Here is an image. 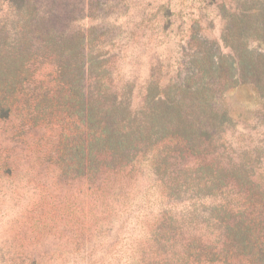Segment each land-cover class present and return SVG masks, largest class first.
I'll return each mask as SVG.
<instances>
[{"label": "trees", "instance_id": "trees-1", "mask_svg": "<svg viewBox=\"0 0 264 264\" xmlns=\"http://www.w3.org/2000/svg\"><path fill=\"white\" fill-rule=\"evenodd\" d=\"M218 9L223 46L193 24L175 76L135 103L104 42L56 30L32 0H0V122L61 129L57 165L104 198L108 240L141 225L127 264H264V0ZM238 85L261 101L259 142L229 134L222 97Z\"/></svg>", "mask_w": 264, "mask_h": 264}, {"label": "rangeland", "instance_id": "rangeland-1", "mask_svg": "<svg viewBox=\"0 0 264 264\" xmlns=\"http://www.w3.org/2000/svg\"><path fill=\"white\" fill-rule=\"evenodd\" d=\"M223 2L230 0H32V5L56 30L84 31L104 42L120 81L134 84L139 103L152 78L168 83L175 76L193 24L223 46L218 9ZM260 102L250 85L222 97L236 124L229 131L235 142L263 140L256 133ZM60 131L31 129L18 116L0 122V264L132 262L141 225L131 218L108 240L114 214L108 217L104 198L94 194L90 180L68 178L57 165Z\"/></svg>", "mask_w": 264, "mask_h": 264}]
</instances>
